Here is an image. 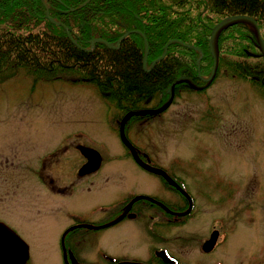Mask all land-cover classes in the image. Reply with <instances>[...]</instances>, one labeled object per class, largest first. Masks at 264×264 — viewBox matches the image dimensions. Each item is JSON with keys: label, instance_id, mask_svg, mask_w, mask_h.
Masks as SVG:
<instances>
[{"label": "rangeland", "instance_id": "374dc122", "mask_svg": "<svg viewBox=\"0 0 264 264\" xmlns=\"http://www.w3.org/2000/svg\"><path fill=\"white\" fill-rule=\"evenodd\" d=\"M140 33L146 40L144 32ZM152 103L146 107H154ZM121 113L91 83L34 81L24 71L0 83V161L6 155L11 159L9 166L0 165V220L27 243V264H64L58 239L75 213L85 214L88 209V218L97 219L100 210L94 206L98 204L121 200L130 193L168 194V187L129 155L118 131ZM131 125L126 126L127 136L137 152L143 158L158 157L171 169L176 166L170 161L177 159L188 191L200 201L207 202L205 192L218 188V198L213 200L211 195L210 204L199 213L204 215L205 229L224 227L226 240L205 257L206 262L264 264V92L252 82L220 71L207 88L184 85L164 111L140 120L132 130ZM77 144L98 151L103 157L98 174L107 178H99L88 191L85 187L77 190L49 172L42 184L37 174L41 165L53 171L57 158L78 159ZM146 165L152 172L154 167ZM197 170L199 177L193 172ZM53 185L61 191L54 193ZM196 233L188 235L190 257L197 254L196 241L201 236ZM183 234L187 233L178 226L163 236L173 241L172 252L179 264ZM90 236L81 252L88 264H105V256L146 257V242L135 221L126 220Z\"/></svg>", "mask_w": 264, "mask_h": 264}, {"label": "trees", "instance_id": "16d2710c", "mask_svg": "<svg viewBox=\"0 0 264 264\" xmlns=\"http://www.w3.org/2000/svg\"><path fill=\"white\" fill-rule=\"evenodd\" d=\"M85 1L0 0V83L20 71L34 81L91 83L118 112L126 109V113L152 102L154 107L162 106L169 99L168 88L180 76L204 84L199 73L210 75L214 65L212 31L225 18L250 15L264 40V0H91L81 6ZM54 16L67 21L54 23ZM134 29L139 32L125 37L114 49L97 42L91 51L86 50L94 38L116 43ZM141 31L149 44V64L163 53L169 40L183 44L171 43L165 57L147 70ZM185 44L201 50L199 72V51ZM218 48L217 73L252 82L264 92V55L248 24L222 31ZM184 85L189 83L178 84L175 92Z\"/></svg>", "mask_w": 264, "mask_h": 264}, {"label": "flooded vegetation", "instance_id": "af4514ba", "mask_svg": "<svg viewBox=\"0 0 264 264\" xmlns=\"http://www.w3.org/2000/svg\"><path fill=\"white\" fill-rule=\"evenodd\" d=\"M56 1L60 3V0ZM52 18L63 24H65V21H67L64 17L62 21H59V18L57 16H54ZM70 22L71 20H68V23ZM129 31H133L132 33L139 32L137 29L128 30L126 32ZM127 46H130V44H128ZM147 65L150 66L151 63L149 64V62L147 61ZM175 94L176 93L174 92V96ZM124 112L122 111L119 117L121 121L130 111H127L126 113ZM149 116H151V114L144 113L142 115H134L128 119L125 125V134L128 140L129 137L127 136L126 126L128 124H132V127L130 126L131 128H129L130 130H132L133 128H135L134 125H136L137 122H139L140 120H144ZM129 141L132 143V145L134 144L131 140ZM76 147L81 153V155L78 156V159L76 158V156L72 157V160H61L60 158H57L53 161V171L48 170L44 163L43 165H41V171L38 169L39 171H37V174L42 184L43 182H45V179L49 177V172L54 173L55 178L57 179H60L62 181L66 179L65 182L69 184V187L76 188L77 190H81V187H85L88 191V189H90L89 186L95 185L99 178H107L103 175L99 176L98 174L102 173L101 168L103 164V157L101 156L100 163L95 170H92V172H86L83 170V167L88 163L89 158L84 154L83 150L88 146L77 144ZM134 147L136 148V146ZM141 155L142 154L138 153L139 159L143 163H148L151 167L161 170L163 174L149 172L146 169L144 170L137 162H135L134 158L131 156L132 160L141 169L154 175L164 185H166L169 190L168 194H162L160 192H158V194L130 193L123 197L121 200L118 199L115 200V202L107 204H98L94 206V209L100 210V217L97 219L88 218V209L85 214L75 213L71 215L69 217V221H67L66 226L62 227V229L60 230L58 239L59 248L64 264H88V262L84 258H81V252L84 251L83 245L85 243H88V240L91 239L90 233L94 234L100 232L126 220L135 221L139 230L143 233V239L144 242H146L145 246H147L144 249L146 257L145 259L141 260L140 258L129 259L125 257L119 258L105 256V264H118L121 261H137L145 264H179L178 255L176 253H173V241L169 238V236L163 237L167 235L173 227L178 226L182 227L187 233L183 234V240L181 242L182 246L180 247L183 252L181 255V264H209V262H206L207 259H205V257L212 254L214 250L220 245L219 243H221L223 240H226V237L224 236L226 229L220 226L214 227L216 225H211L210 227H206L205 229V218H203L204 215L202 214V212L199 213V211H201L205 206L210 204L209 200H211V195H214L215 197L213 198V200L218 198L216 196V194L219 193L218 188H215V191L210 190L209 192H205L208 199L201 192H197L196 194H199L204 199H207V202L200 201L193 194V192L188 191L186 184L181 178L182 169L179 168L180 164L177 163V159H172L170 161L173 165L176 166L174 169H171L169 165L165 164V162L160 160L158 157L154 158L152 156H144L143 158ZM76 159L78 160V163H75ZM9 161H11V159L8 155H6L4 160L0 161V165L9 166ZM182 167L184 166L182 165ZM66 168L68 170H65ZM193 172L196 177L200 176L201 172L199 170ZM66 173H68V176L64 177L63 174ZM172 182L174 183L172 184ZM52 188L54 190V193H58L61 191V189L57 188L56 185H53ZM203 191L205 190L203 189L202 192ZM137 196L143 197L137 201L132 202ZM214 224L218 225V222L216 223L215 221ZM202 229H204V231L200 232ZM215 231H217V239L214 245L208 250L204 249L205 243L212 236V234L215 233ZM190 232H197L196 234L201 236L196 241L195 250L197 251V254H195L193 257H190L191 248L188 237ZM220 235H222L221 240H219ZM157 244L160 246L157 247ZM98 256L99 254H96V257ZM183 259H185V261H183ZM190 259L191 261L194 260L195 262L190 263ZM216 261V264H218V260ZM27 262L28 260L26 261V264Z\"/></svg>", "mask_w": 264, "mask_h": 264}, {"label": "bare ground", "instance_id": "6f19581e", "mask_svg": "<svg viewBox=\"0 0 264 264\" xmlns=\"http://www.w3.org/2000/svg\"><path fill=\"white\" fill-rule=\"evenodd\" d=\"M91 0H87V1H85L81 6H85V5H87L89 2H90ZM44 2L47 4L48 3V0H44ZM80 6V7H81ZM241 15H245V14H241ZM234 16H236V15H234ZM245 16H248V17H250V18H253V17H251L250 15H245ZM231 17V16H230ZM51 19H53V18H51ZM54 20V19H53ZM55 21V20H54ZM231 21V19L229 18V17H227V18H225L223 21H221L218 25H216L214 28H213V30L216 28H218L220 25H222V24H225V23H227V22H230ZM255 22H256V20L253 18V20H249V19H241V21H238V22H236V24H238V23H246V24H248L252 29H253V31H254V33H255V35H256V38H257V41H258V45H259V48H260V50L262 51V47L260 46V42H259V39H258V36H257V28H256V26H255ZM257 23V22H256ZM233 25H235V24H232V25H230V26H233ZM229 25H227V26H225V27H223L220 31H219V33H218V40H219V37H220V34L222 33V31H224L225 29H227L228 27H230ZM215 29V30H216ZM215 30H214V32H215ZM212 34H213V31H212ZM128 35V34H127ZM126 35V36H127ZM121 38V37H120ZM97 42H103V43H105L110 49H114V48H116V47H118L119 46V44L117 45V43H118V41L116 42V43H110V42H108V41H106L105 42V40H103V39H99V38H94L93 40H92V44H91V47H89V48H86V50L87 51H91L92 50V48L94 47V45L97 43ZM216 42L218 43V41H217V39H216ZM213 44H214V38L212 37V35H211V38H210V49H211V47L213 46ZM116 45V46H115ZM171 44H169L168 45V48H169V46H170ZM145 47H146V43H145ZM147 54H146V57L144 58V60H143V64H144V66H145V68L148 70V69H151L157 62H159L160 60H154L152 63H151V65L150 66H148L147 65V59H148V54H149V44H148V42H147ZM192 48H194V46L192 47ZM194 49H196V48H194ZM168 50V49H167ZM197 50V49H196ZM146 51V50H145ZM211 53H212V56H213V59H214V54H213V52H212V49H211ZM162 60V59H161ZM218 65H219V48H218V64H217V67L215 68V70H214V74L216 75V73H217V69H218ZM213 68H214V65H213ZM212 72H213V69H212V71H211V73H210V75H208V76H202L200 73H199V75H200V77H201V79H202V81L204 82V84H198V86H195L194 85V83H195V81L194 80H192L191 78H189V77H187V76H180V77H178V78H176L172 83H171V85H170V87L168 88V92H169V94H170V96H169V99L162 105V106H159V107H149V108H142V109H134V110H131L124 118H123V120L122 121H120V122H118L119 124H117L118 125V127H119V131H120V137H121V140H122V142L129 148V150H130V155H132V157L135 159V161L139 164V165H142L144 168H145V165L143 164V162L139 159V156H138V152H137V150H136V148L132 145V143L127 139V137H126V134H125V137H126V139L128 140V142H129V144H127L126 142H125V140H124V138H123V136H122V129H123V126H125L126 125V123H127V121H128V119L129 118H131L132 116H134V115H142V114H144V113H149V114H151V115H156V114H159V113H161L162 112V110L164 109V107H165V105H167L170 101L172 102L173 101V98H174V92H175V90H176V86L178 85V84H180V83H189V85L193 88V89H195V90H202L204 87H202V86H204L205 84H207V83H210V81H211V79H210V77H211V74H212ZM213 77V76H212ZM208 87V85H206V87L205 88H207ZM170 102V103H171ZM164 111V110H163ZM83 152H84V154L89 158V161H88V163L83 167V170L84 171H86V172H92V170H95L97 167H98V165H99V163H100V160H101V156L99 155V153H98V151H96V150H93L92 148H85L84 150H83ZM95 152H97L98 153V155H97V153H95ZM100 156V157H99ZM97 159H98V165H97V167L96 168H94V164L96 163V161H97ZM152 172H154V171H152ZM155 173H158V174H163V172L162 171H159V172H155ZM0 241H1V239H0ZM205 246V245H204ZM16 257V255L14 254V253H12V252H10L7 248H5L4 246H3V244L0 242V264H17L18 262H19V260L17 259V258H15ZM12 259H17V262L16 263H14L13 261L14 260H12ZM140 263H142V262H140Z\"/></svg>", "mask_w": 264, "mask_h": 264}, {"label": "water", "instance_id": "95a60500", "mask_svg": "<svg viewBox=\"0 0 264 264\" xmlns=\"http://www.w3.org/2000/svg\"><path fill=\"white\" fill-rule=\"evenodd\" d=\"M229 18L231 19L230 22H227L225 24L220 25L217 29L215 28L216 29V30L214 29L215 32L213 30L212 37L214 38V44L211 47V49H212V52L214 54V68H213V72H212L211 77H210V79H211L210 83L212 82L213 78L216 76L214 74V70H215V68L217 67V64H218V43L216 42V39L218 41V33H219V31L223 27H225L227 25L230 26L232 24H236V22L241 21V19H245V20L249 19L250 21L253 20V18H250V17L245 16V15H236V16H231ZM52 22L56 23L53 19H52ZM255 26L257 28V36H258V39H259V42H260V46L262 47V51L261 52L264 55V40H263V38L261 36V33L259 31V28H258V25H257L256 22H255ZM126 35H127V32L124 33V35L122 37H124ZM119 40H118L117 45L119 44ZM173 42H180V41L179 40H169L167 42V44L164 45L163 53L156 60H160L164 56V54L167 52L168 45L173 43ZM73 43H75V42L73 41ZM145 43H146V47H147V41L146 40H145ZM180 43H182V42H180ZM185 45L188 46L189 48L193 47V46H191L189 44H185ZM194 48H196L199 51V57L197 58V64H198V62L200 60V56H201V50L198 47H194ZM146 54H147V48H146V51H145L144 58L146 57ZM210 83H207V84H205L202 87H206V85H209ZM194 85L198 86L196 83H194ZM170 102L167 105H165L163 110H165L168 107ZM122 136H123L125 142L127 144H129L128 140L125 137L124 128L122 129ZM95 153H97V152H95ZM97 155H98V153H97ZM143 164L145 165L146 169L150 170L149 166H147L145 163H143ZM152 170L154 172L161 171V170H159L157 168H152ZM139 197H141V196H138L136 198H139ZM0 239H1L0 242L3 244V246L5 248H7L10 252H12V253H14L16 255L15 258H17L19 260V262L17 264H26V261L28 260V255H29V249H28L27 243L11 227H9L8 225H6L5 223H3L1 221H0ZM216 239H217V233L212 234V236L205 243L204 249L208 250L209 248H212V246L214 245ZM17 259H12V260H14L13 262L16 263ZM118 264H144V263H140V262H122V263H118Z\"/></svg>", "mask_w": 264, "mask_h": 264}]
</instances>
